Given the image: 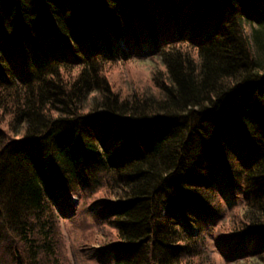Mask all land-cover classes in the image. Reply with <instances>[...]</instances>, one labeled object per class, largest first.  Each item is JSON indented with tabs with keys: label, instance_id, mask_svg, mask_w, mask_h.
<instances>
[{
	"label": "trees",
	"instance_id": "1",
	"mask_svg": "<svg viewBox=\"0 0 264 264\" xmlns=\"http://www.w3.org/2000/svg\"><path fill=\"white\" fill-rule=\"evenodd\" d=\"M76 206L79 264H264V0H0V264L64 262Z\"/></svg>",
	"mask_w": 264,
	"mask_h": 264
},
{
	"label": "rangeland",
	"instance_id": "2",
	"mask_svg": "<svg viewBox=\"0 0 264 264\" xmlns=\"http://www.w3.org/2000/svg\"><path fill=\"white\" fill-rule=\"evenodd\" d=\"M150 59L149 57L144 59L136 58L134 61L127 63L107 65L103 69L102 74L107 78L115 91H121V95L130 94L131 92H136L139 91V89H145L154 85V76L160 68V61L153 60L151 62ZM152 90L153 92H157L154 88H152ZM226 200L229 205H237L234 207L235 210L238 209L237 207H240V203L238 204V202H235L236 204H234V202L229 201L228 197ZM72 201L78 206L79 202L75 197L72 198ZM77 206L76 211H70L68 214L62 215L59 219L61 234L60 246L66 259L64 262L62 261L61 264H79L80 256L78 247L82 237L81 224L85 225L86 222L93 224V221H95L94 214L88 213V211H83L84 214L75 218L78 211ZM71 215H73L72 218L70 217ZM226 222H228V218ZM215 232L216 230L214 227L209 229L206 234L205 257L208 259L214 258L215 264H227V254L230 250L220 249L222 255L218 252L212 238ZM80 264H97V262L87 258L85 261H81Z\"/></svg>",
	"mask_w": 264,
	"mask_h": 264
}]
</instances>
